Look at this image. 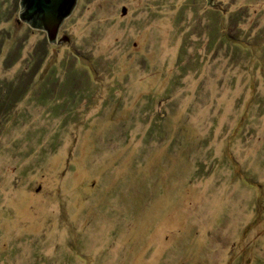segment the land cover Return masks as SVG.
Masks as SVG:
<instances>
[{"label":"rangeland","instance_id":"374dc122","mask_svg":"<svg viewBox=\"0 0 264 264\" xmlns=\"http://www.w3.org/2000/svg\"><path fill=\"white\" fill-rule=\"evenodd\" d=\"M22 10L0 264H264V0H79L60 44Z\"/></svg>","mask_w":264,"mask_h":264},{"label":"water","instance_id":"95a60500","mask_svg":"<svg viewBox=\"0 0 264 264\" xmlns=\"http://www.w3.org/2000/svg\"><path fill=\"white\" fill-rule=\"evenodd\" d=\"M78 3L79 0H21L20 20L45 31L50 43L60 44L69 40L68 36L57 40L60 27L69 23V16L75 12Z\"/></svg>","mask_w":264,"mask_h":264},{"label":"trees","instance_id":"16d2710c","mask_svg":"<svg viewBox=\"0 0 264 264\" xmlns=\"http://www.w3.org/2000/svg\"><path fill=\"white\" fill-rule=\"evenodd\" d=\"M23 88V87H22ZM10 91H12L11 89H9ZM9 93V92H8ZM7 92H6V94H8ZM22 93V91H21V88L19 89V93H16V91H12V93H11V95H14L13 96V98H16V96H18L19 94H21ZM8 97V96H7ZM0 107H3L4 106V102H2L1 100H0ZM2 104H3V106H2ZM1 110V109H0ZM0 122H1V118H0Z\"/></svg>","mask_w":264,"mask_h":264}]
</instances>
